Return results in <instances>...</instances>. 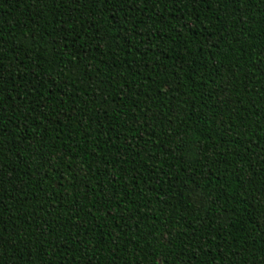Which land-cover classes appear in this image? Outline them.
<instances>
[{
    "label": "trees",
    "instance_id": "trees-1",
    "mask_svg": "<svg viewBox=\"0 0 264 264\" xmlns=\"http://www.w3.org/2000/svg\"><path fill=\"white\" fill-rule=\"evenodd\" d=\"M0 264H264V0H0Z\"/></svg>",
    "mask_w": 264,
    "mask_h": 264
}]
</instances>
